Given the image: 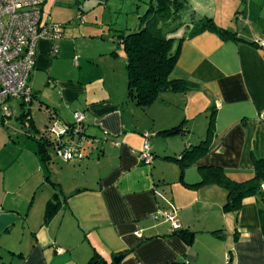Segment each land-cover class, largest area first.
I'll use <instances>...</instances> for the list:
<instances>
[{
    "label": "crops",
    "instance_id": "1",
    "mask_svg": "<svg viewBox=\"0 0 264 264\" xmlns=\"http://www.w3.org/2000/svg\"><path fill=\"white\" fill-rule=\"evenodd\" d=\"M65 1L46 0L43 15L51 16L47 3ZM151 1L76 0L95 9L94 27L82 38L98 41L105 60L118 57V36L138 26ZM186 1L183 19L194 22L179 33L186 37L175 43L179 56L171 78L192 88L163 93L145 109L129 100L128 77L117 81L95 66L97 53L84 54L83 67L81 55L71 59L64 47L74 33L66 36L65 30L64 39L39 42L29 86L49 123L42 131L17 102L10 108L20 115L11 127L34 143L0 130V253L10 255V264H87L95 253L109 262L125 255L119 264H220L219 256L229 258L226 264H264V202L249 197L238 210L225 211V188L198 185L203 168H220L229 180L247 182L255 175L253 158L264 160V51L254 44L264 39V26L255 30L240 11L245 0ZM218 14L228 17L227 26L217 22ZM204 18L236 39L212 31L188 37ZM75 112L86 115L87 140L66 161L49 130L72 123ZM177 126L184 132L161 134ZM43 133L64 166L50 164V150L48 161L41 160L37 140ZM146 141L151 165L140 157ZM199 145L207 151L182 166V153ZM49 201L58 206L45 222ZM159 211L171 213L172 220L155 219Z\"/></svg>",
    "mask_w": 264,
    "mask_h": 264
},
{
    "label": "trees",
    "instance_id": "2",
    "mask_svg": "<svg viewBox=\"0 0 264 264\" xmlns=\"http://www.w3.org/2000/svg\"><path fill=\"white\" fill-rule=\"evenodd\" d=\"M188 7L186 0H152L144 15L139 18L138 26L134 30L118 36L125 52L128 72V98L136 107L145 109L151 106L157 102L163 93L191 90L192 84L188 81L171 78L179 56V49L174 48L175 43L183 41L186 37H180L178 31L180 29L182 31L194 22V20L185 21L183 19ZM178 20L180 21L176 24ZM205 31L218 32L226 39H236L235 34L218 28L211 18H204L195 22L188 37L192 38ZM176 33L178 34L176 35ZM254 44H257V42ZM50 117L52 119L54 115H50ZM67 125L75 126L73 122ZM28 128L31 137L32 127L29 126ZM183 130L181 126H177L162 131L161 134L173 136L183 133ZM82 131L87 138L85 124ZM44 135L45 133L37 140V153L43 162H47L49 145ZM206 151L207 148L203 145L195 147L192 151L185 150L179 161L184 167L190 166L195 162L196 154L203 155ZM253 163L255 175L253 179L247 182L236 183L229 180L220 168H203L201 182L198 185L215 183L225 188L228 193V202L224 206L225 211L238 210L243 200L249 197H259L264 202V191H262L264 160L255 157ZM57 206L58 204L52 201L48 202L45 211V222L51 219ZM260 215L264 232V210L261 211ZM186 232L181 231L178 234L186 236ZM191 236H193V233H189L190 240L188 243H191ZM87 264L115 263L109 262L98 253H95Z\"/></svg>",
    "mask_w": 264,
    "mask_h": 264
},
{
    "label": "built area",
    "instance_id": "3",
    "mask_svg": "<svg viewBox=\"0 0 264 264\" xmlns=\"http://www.w3.org/2000/svg\"><path fill=\"white\" fill-rule=\"evenodd\" d=\"M45 2L46 0H0V110L4 122L12 118L9 105L11 101L25 106L33 100L29 80L36 65L39 42L64 38V25L52 22L50 15L44 18ZM257 45L264 51V39L257 41ZM73 119L74 127L53 126L49 130L58 155L66 161L76 156L87 140L82 131L86 115L75 112ZM140 157L145 164H152L153 155L148 141L145 142ZM159 217L172 220V214L165 211H159L154 218Z\"/></svg>",
    "mask_w": 264,
    "mask_h": 264
},
{
    "label": "rangeland",
    "instance_id": "4",
    "mask_svg": "<svg viewBox=\"0 0 264 264\" xmlns=\"http://www.w3.org/2000/svg\"><path fill=\"white\" fill-rule=\"evenodd\" d=\"M66 4L68 5H54V4H49L47 3L45 7V11H50L51 14V20L54 23L61 24V23H67L66 26V36H70L71 33H74L75 38L70 39L68 44L64 47V50L66 49L68 53H70L71 59L75 55H81V62L80 66L83 67L87 61L85 58V55H93L94 53L96 54L98 49V41H94L90 39L88 36L87 38H82L81 34L85 33V30L89 27H94L93 20V14L95 9H91L88 5H83V3H80L76 5V0H66ZM77 6V7H76ZM52 8V9H51ZM48 11V12H49ZM241 12L244 13L246 19L249 17L251 18V21L253 24L256 26L253 27L255 30L257 28L260 29L262 32V29L260 26H264V0H245V4L241 7L240 9ZM46 13V12H45ZM90 14V15H89ZM143 14V11L142 13ZM242 15V14H241ZM44 18H46L44 16ZM181 20V19H180ZM178 20L176 24L179 23ZM71 22V24H68ZM88 23L87 25H83ZM217 22L219 24H223L224 26H227L229 24L228 17H222L220 14L217 15ZM245 22V21H244ZM243 22V23H244ZM246 23H249L248 20H246ZM175 24V25H176ZM239 26L242 27V24L240 23ZM239 27V28H241ZM252 28V27H248ZM181 32V29L178 31V33ZM176 33V35L178 34ZM77 38V39H76ZM64 39V38H63ZM67 41V40H66ZM62 50V52L64 51ZM84 52V53H83ZM85 54V55H84ZM125 52L123 50V46H121V49L118 50V57H114L113 55H109V59L105 60L104 56H99L98 53L94 59V64L96 67H102L107 76H111L117 79V81H121L124 79V81L128 77V72H127V67L125 63ZM77 59H79V56H76ZM85 58V59H84ZM75 67V66H74ZM84 70H92L95 71V68L93 66H86ZM79 69V68H76ZM45 82V81H44ZM44 88H45V83H43ZM46 92V91H45ZM48 98V97H46ZM50 101V100H49ZM10 106H16L17 102L12 101L9 103ZM39 100H34L32 104L30 105H25L24 109L29 111L30 115L35 119L36 124L38 127L43 131L46 128V125L49 123L48 121V113H46V110L44 109L43 106H39ZM11 114L12 118L8 119L7 122H0V130L1 132H9L12 134H16L15 130L11 127L12 126H17L18 123V116L20 115V110L11 107ZM0 115L2 116V111L0 110ZM74 120V119H73ZM4 130V131H3ZM18 131V130H16ZM22 141H26L29 143H34L33 140L31 139H26L23 134H16ZM1 139V137H0ZM50 150V149H49ZM48 150V151H49ZM52 155V162L50 163L53 165V167H62L64 166L62 160L56 155V152L51 149L49 152V155ZM49 166V164H48ZM225 210V209H224ZM228 255V252H227ZM10 255H4L0 253V264H10ZM221 263L220 264H226V259L228 260L229 258L224 259L223 256H219Z\"/></svg>",
    "mask_w": 264,
    "mask_h": 264
},
{
    "label": "water",
    "instance_id": "5",
    "mask_svg": "<svg viewBox=\"0 0 264 264\" xmlns=\"http://www.w3.org/2000/svg\"><path fill=\"white\" fill-rule=\"evenodd\" d=\"M124 258L125 255H119L117 257H114L113 261L115 262V264H119Z\"/></svg>",
    "mask_w": 264,
    "mask_h": 264
}]
</instances>
